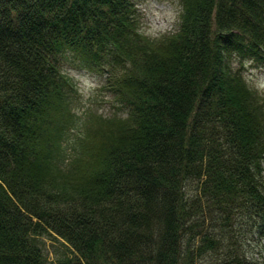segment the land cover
Returning a JSON list of instances; mask_svg holds the SVG:
<instances>
[{
    "label": "trees",
    "instance_id": "1",
    "mask_svg": "<svg viewBox=\"0 0 264 264\" xmlns=\"http://www.w3.org/2000/svg\"><path fill=\"white\" fill-rule=\"evenodd\" d=\"M136 1L0 0V264L45 234L60 264H264V96L230 66L264 63V0H179L158 39ZM68 61L118 115L76 126Z\"/></svg>",
    "mask_w": 264,
    "mask_h": 264
},
{
    "label": "rangeland",
    "instance_id": "2",
    "mask_svg": "<svg viewBox=\"0 0 264 264\" xmlns=\"http://www.w3.org/2000/svg\"><path fill=\"white\" fill-rule=\"evenodd\" d=\"M136 8L140 32L150 39H158L165 33L175 31L178 27L181 12L179 0H137ZM230 66L232 70L242 72L248 85L260 96H264V63L256 65L253 62L241 61L238 57H232ZM64 70L70 76L73 84L72 95L75 102L72 103V111L77 113V117L86 115V112L90 111L92 114L91 117L76 120V126L87 125L91 128L93 125H97L91 120L95 115L114 116L119 114L116 103L103 92L105 90L101 87L107 76L105 71L95 72V70L80 68L72 61L65 63ZM80 132V129H77L73 133L79 134ZM66 150L69 153L72 152L71 147H66ZM69 153H67V157ZM243 234L247 238H252L253 235L252 233ZM41 241L46 255V264H60V260L74 257L72 248L57 235L45 234ZM253 245L255 247L251 252L264 258L263 243L255 239V241H251V246Z\"/></svg>",
    "mask_w": 264,
    "mask_h": 264
}]
</instances>
